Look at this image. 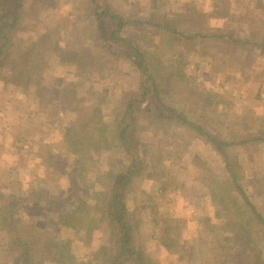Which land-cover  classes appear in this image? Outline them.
<instances>
[{"label":"rangeland","instance_id":"obj_1","mask_svg":"<svg viewBox=\"0 0 264 264\" xmlns=\"http://www.w3.org/2000/svg\"><path fill=\"white\" fill-rule=\"evenodd\" d=\"M105 1L128 16L156 18L168 14L176 18L184 13L195 24L204 21L244 34L257 29L264 36V0ZM38 2L26 3L24 24L14 36L17 47L22 46L17 52L25 51L27 44L39 40L50 28L60 30V40L53 45L54 50L43 54L47 63L39 87L24 89L8 81L10 65L0 75V204L10 206L21 223L69 245L78 264H96L91 261L92 252L102 238H108L106 224L102 220L100 226L88 225L93 228L91 233L86 229L76 232L57 224L56 208L72 210L83 202L88 209L96 191L102 188L104 177L123 158L116 144L101 153L75 155L67 151L65 136L81 103L100 107L110 121L113 106L123 91L137 87L139 74L118 58H108L104 64H100V59L84 69L64 61L58 53L61 46L97 45L94 40L98 23L87 14L85 0ZM124 34L151 48L163 62L181 61L196 87L212 97L211 113L224 134L255 133L264 128V57L258 49H239L229 56L215 43H200L188 52L139 23L126 26ZM65 87L75 89L81 102L77 99L71 104L60 103L56 95ZM143 126L142 139L148 144L144 152H160L158 160L154 158L149 165L161 164L156 168L165 175L167 185L147 173L133 182L128 205L142 220L139 243L144 244L156 264H218L221 258L225 264H242L243 251L235 232L227 227L225 216L216 215L218 206L213 205L207 185L211 175L225 180L223 159L203 140L193 139L191 133L177 127L169 125L164 129L148 120H143ZM23 143L29 144V153L21 150ZM261 145L256 149L237 144L230 151L242 166L252 201L264 213V144ZM6 166L12 169L11 173L10 169H1ZM160 185L168 188L163 194L158 193ZM90 215L100 218L98 210H91ZM155 217L162 222L166 218L175 220L178 241L188 250L185 255L159 244ZM8 246L7 234L1 231L0 264H21Z\"/></svg>","mask_w":264,"mask_h":264},{"label":"trees","instance_id":"obj_2","mask_svg":"<svg viewBox=\"0 0 264 264\" xmlns=\"http://www.w3.org/2000/svg\"><path fill=\"white\" fill-rule=\"evenodd\" d=\"M27 2L0 0V75L10 65L7 80L24 89L33 85L39 87L47 63L43 54L54 50L53 45L60 40V30L50 28L39 40L27 44L25 51H21L22 46L17 47L14 36L24 24ZM38 3L41 5L42 2ZM85 3L87 14L98 23L94 40L98 41L97 45L61 46L59 56L64 61L76 63L77 69L92 67L100 59L103 60L100 64H104L108 58H118L134 67L139 77L137 87L123 91L113 106L110 121L105 119L98 106L84 103L77 106L79 114L65 136L67 151L82 157L87 151L101 153L116 144L123 160L104 177L103 186L96 191L94 203L88 209L83 202L72 210L58 206L57 224L76 232L86 229L91 233L93 228L88 225L100 226L103 220L108 238H102L99 247L92 252L91 261L96 264H156L144 244L139 243L142 220L128 205V196L137 176L143 173L154 175L153 179L167 185L164 183L167 181L165 175L156 168L161 164L149 165L154 158L158 160L160 152H144L148 144L142 139L143 120H148L164 129L171 125L191 133V138L203 140L223 159L227 174L225 180L211 175L207 182L212 203L218 206L216 215L225 216L227 227L235 232L234 237L243 251L242 264H264V213L252 201L244 183L242 166L230 151L237 144L255 146L256 149L261 147L264 128L255 133L224 134L211 113L214 110L212 97L196 87L183 63L179 60L171 64L163 62L151 48L126 37L124 29L139 23L155 36L169 39L188 52L194 51L200 43H215L229 56L239 49H258L264 57V36L257 29L244 34L237 29L210 26L204 21L195 24L190 15L184 13H179L176 18L168 14L142 18L128 16L105 0H85ZM154 39L153 45L156 46ZM112 51L117 53L111 54ZM39 93L43 94V90L40 89ZM56 96L60 97L62 104L81 102L76 90L70 87L63 88ZM202 178L207 181L205 176ZM162 185L158 187L160 194L168 189ZM2 197L0 193V199ZM91 210H98L100 218H92ZM153 222L159 228L161 246L180 255L188 252L178 241L179 232H175L174 219L166 218L162 222L155 217ZM27 224L21 223L10 206L0 204V232H6L8 248L21 264H78V258L69 245ZM225 263L223 258L218 262Z\"/></svg>","mask_w":264,"mask_h":264},{"label":"built area","instance_id":"obj_3","mask_svg":"<svg viewBox=\"0 0 264 264\" xmlns=\"http://www.w3.org/2000/svg\"><path fill=\"white\" fill-rule=\"evenodd\" d=\"M22 146H23V148L21 150H23L26 153H29L30 152V146H29V144H24L23 143Z\"/></svg>","mask_w":264,"mask_h":264},{"label":"crops","instance_id":"obj_4","mask_svg":"<svg viewBox=\"0 0 264 264\" xmlns=\"http://www.w3.org/2000/svg\"><path fill=\"white\" fill-rule=\"evenodd\" d=\"M1 169H10V170H8V173H11V171H12V169L9 168L8 166H6V167H2Z\"/></svg>","mask_w":264,"mask_h":264}]
</instances>
